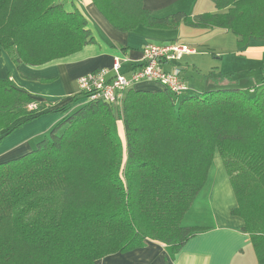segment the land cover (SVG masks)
<instances>
[{"label": "trees", "instance_id": "trees-1", "mask_svg": "<svg viewBox=\"0 0 264 264\" xmlns=\"http://www.w3.org/2000/svg\"><path fill=\"white\" fill-rule=\"evenodd\" d=\"M91 1L122 32L185 24L229 31L238 46L264 38V0H212L214 12L164 17L143 0ZM94 42L86 17L62 1L0 0V54L16 64H43ZM206 76L214 86L179 103L188 89L132 87L120 105L80 91L51 105L0 78V142L42 114H62L31 150L0 161V264H95L147 240L172 257L202 229L182 220L215 152L235 195L230 214L264 263V75L249 87L231 73Z\"/></svg>", "mask_w": 264, "mask_h": 264}, {"label": "crops", "instance_id": "crops-1", "mask_svg": "<svg viewBox=\"0 0 264 264\" xmlns=\"http://www.w3.org/2000/svg\"><path fill=\"white\" fill-rule=\"evenodd\" d=\"M58 1L63 2L66 10L76 8L86 17L94 43L84 45L73 54L39 65L16 64L6 51L2 50L0 54V78L10 79L18 87L51 105H60L79 92L78 78L87 73L103 68L108 69V76H111V66L116 56L121 58L120 72L125 67V76L130 75L141 62L142 50L146 45L182 44L179 40L180 27L188 26L180 24L175 28L159 29L139 26L132 31L122 32L103 18L91 0ZM143 6L156 17L177 11L191 16L215 11L212 0H143ZM217 30L224 34L229 32ZM222 38L229 40L230 47L227 50L223 46L218 47L214 58L221 61L213 62L206 75L209 71L231 73L233 79L239 80L241 87L258 84L264 75V38H250L243 46L237 45L236 37L222 35ZM227 52L231 53L230 57ZM196 55L195 51L184 54L173 63L194 60ZM224 57L230 59L228 64L224 63ZM163 68L169 70L170 63L163 64ZM206 75L204 77L208 78ZM208 79L205 84L187 81V87L192 93L208 89L215 84L213 79ZM146 82L137 83L134 87L142 89L150 84L151 89L162 88L157 82ZM61 117L62 114L58 112L45 113L10 132L0 142V161L31 150ZM192 204L182 224L202 229L191 236L172 257L163 244L147 240L141 247L106 255L95 264H264L257 261L250 237L242 230V219L230 214L236 200L219 158L215 157L212 161L206 182Z\"/></svg>", "mask_w": 264, "mask_h": 264}, {"label": "built area", "instance_id": "built-area-1", "mask_svg": "<svg viewBox=\"0 0 264 264\" xmlns=\"http://www.w3.org/2000/svg\"><path fill=\"white\" fill-rule=\"evenodd\" d=\"M194 51L178 43L148 44L142 50L141 62L133 68L130 75L124 76L120 72L121 58L116 56L111 66V76H108V69L103 68L87 73L78 78L79 91L89 93V98L120 105L128 89L141 81H150L180 95L188 88L181 76V68L173 61ZM165 63H170L169 70L163 68Z\"/></svg>", "mask_w": 264, "mask_h": 264}, {"label": "rangeland", "instance_id": "rangeland-1", "mask_svg": "<svg viewBox=\"0 0 264 264\" xmlns=\"http://www.w3.org/2000/svg\"><path fill=\"white\" fill-rule=\"evenodd\" d=\"M179 31H180L179 32L180 42H182V44H184L186 47L190 49H194L195 52L197 53L196 55L197 57L194 60H189L186 62L182 61L179 64L180 68L182 69L181 76L184 80V83L186 84V86H187V81L188 82L196 81V83L198 82L197 84H201V83L205 84L206 81H209V79L204 77V75H206V72H208V70L212 68L211 64H214L213 62L218 63L221 61L214 58L216 56V53L219 51L218 47L223 46L225 48L224 50H227V48L230 47L229 40L227 41L225 38H222V35H228V37H232L234 39L235 36L231 32L224 34V32H219L217 29H203L192 26H181ZM227 55L230 57L231 53L227 52ZM223 61L225 64H228L230 59L228 57H224ZM121 72L125 76L127 74L126 68L123 67V69H121ZM139 83H147V82L141 81ZM148 83L150 82L148 81ZM253 85L254 84H251V86ZM150 86H151L150 84L145 85V87L142 89H151L149 88ZM159 87H161L160 84ZM198 92L200 93L201 91ZM189 93L192 92L188 88V91L186 93L177 97L176 103H179L181 99L186 94ZM63 128L64 126H61L57 129V131L61 132ZM118 132L122 141L124 142L123 140L124 132H123L122 123L120 121L118 122ZM215 157L219 158V160L221 161V158L217 152H215L213 160H215Z\"/></svg>", "mask_w": 264, "mask_h": 264}]
</instances>
